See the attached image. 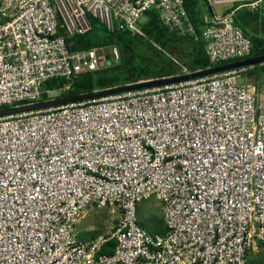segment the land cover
<instances>
[{"label": "built area", "instance_id": "obj_1", "mask_svg": "<svg viewBox=\"0 0 264 264\" xmlns=\"http://www.w3.org/2000/svg\"><path fill=\"white\" fill-rule=\"evenodd\" d=\"M201 1L199 35L186 0H0V108L58 99L119 60L115 47L70 50L90 17L143 35L153 10L201 39L211 65L248 57L233 13L214 8L248 3L264 20V0ZM253 68L0 118V264H250L264 249V112L238 78ZM51 80L65 83L45 90ZM152 197L163 235L139 224ZM93 207L119 218L109 236L82 241L75 228Z\"/></svg>", "mask_w": 264, "mask_h": 264}, {"label": "trees", "instance_id": "obj_2", "mask_svg": "<svg viewBox=\"0 0 264 264\" xmlns=\"http://www.w3.org/2000/svg\"><path fill=\"white\" fill-rule=\"evenodd\" d=\"M246 4L235 3L226 10L225 15L233 13L234 24L241 28L245 36L251 40V54L246 58L218 65H211L209 62L204 49L205 44L201 39L195 40L191 36H183L170 31L161 23L156 11L148 12L144 22L140 25L143 35L129 31L110 32L98 19L90 17L91 31L69 40L72 44L70 50H91L102 46L115 47L119 51L120 58L109 67L78 76L73 89L58 98H71L96 91L171 78L183 74L184 68L190 73H195L262 57L264 56V20L261 10L244 6ZM186 8L197 32L201 35V28L204 26L202 1L186 0ZM248 74L259 75L264 81V64L254 66ZM64 83L65 81L51 80L45 84L44 89L55 90ZM48 100L50 99L46 95L45 101ZM2 109L8 108H0ZM165 232V226L164 229L156 228L153 231L154 234L161 235ZM96 238L98 237L93 239ZM115 244L114 241L107 242L101 253L112 254ZM250 264H254L252 260Z\"/></svg>", "mask_w": 264, "mask_h": 264}, {"label": "rangeland", "instance_id": "obj_3", "mask_svg": "<svg viewBox=\"0 0 264 264\" xmlns=\"http://www.w3.org/2000/svg\"><path fill=\"white\" fill-rule=\"evenodd\" d=\"M235 3H238V1L225 2L215 5L216 12L218 14H225L226 10L231 8ZM203 5H206V8L209 6L206 0H204ZM208 13V11L204 10V14ZM142 22H144V20ZM111 51L112 49L106 50L108 54ZM238 83L240 85H250L257 88L259 94V106L261 107L262 112H264V81L262 80V77L259 75L251 76L246 74L242 78H238ZM51 97L54 98L56 96L51 95ZM118 218L119 213L116 210L113 211V209L110 207L103 209L93 207L89 210L88 214L76 225V235L82 241H90L94 237H107L110 235L112 228L116 225ZM138 218L139 224L150 233H153L156 228L164 229L165 224L163 219L162 204L155 197L146 200L139 207ZM250 260H252L254 264H264V249H262L259 253L251 254Z\"/></svg>", "mask_w": 264, "mask_h": 264}, {"label": "water", "instance_id": "obj_4", "mask_svg": "<svg viewBox=\"0 0 264 264\" xmlns=\"http://www.w3.org/2000/svg\"><path fill=\"white\" fill-rule=\"evenodd\" d=\"M262 64H264V56L259 57V58L244 60V61L237 62V63L228 64L226 66H220V67H216V68H212V69H208L204 71H198L195 73L189 72L187 74H181L175 77L165 78L162 80L141 82L135 85H128V86L116 87V88H111V89L102 90V91H96L91 94H84V95L71 97V98H58V99L44 101V102L34 104V105H27V106H21V107L10 108V109H2L0 110V118L11 116V115H16V114L33 112V111L48 110V109L58 107V106H64V105L71 104V103L84 102V101H88L92 99L122 94V93L130 92V91H136V90H142V89H147V88L161 87V86L172 85V84L181 83V82H187L191 80H196V79H201V78L217 75V74L231 71V70L252 67V66H257V65H262Z\"/></svg>", "mask_w": 264, "mask_h": 264}, {"label": "bare ground", "instance_id": "obj_5", "mask_svg": "<svg viewBox=\"0 0 264 264\" xmlns=\"http://www.w3.org/2000/svg\"><path fill=\"white\" fill-rule=\"evenodd\" d=\"M219 1H225V0H219Z\"/></svg>", "mask_w": 264, "mask_h": 264}, {"label": "crops", "instance_id": "obj_6", "mask_svg": "<svg viewBox=\"0 0 264 264\" xmlns=\"http://www.w3.org/2000/svg\"><path fill=\"white\" fill-rule=\"evenodd\" d=\"M214 10L216 11V8H214ZM217 13V12H216Z\"/></svg>", "mask_w": 264, "mask_h": 264}]
</instances>
